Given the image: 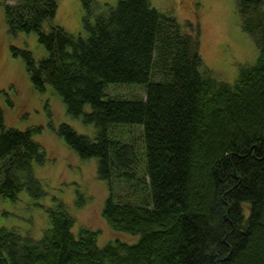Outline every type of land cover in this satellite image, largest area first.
<instances>
[{"label": "trees", "instance_id": "obj_1", "mask_svg": "<svg viewBox=\"0 0 264 264\" xmlns=\"http://www.w3.org/2000/svg\"><path fill=\"white\" fill-rule=\"evenodd\" d=\"M82 2L85 37L54 23L57 0H5L10 32L37 33L48 54L13 50L36 89L52 85L69 114L95 125V137L67 123L58 134L98 159L111 192L104 219L139 239L101 246L96 230L75 234L76 219L58 202L45 206L40 239L0 228V264H264V0H235L259 55L234 83L204 66L199 23L184 25L151 0ZM116 83L140 84L145 96L107 97ZM126 124L141 136H118ZM33 130L8 127L0 107V195L10 200L24 190L47 195L34 172L47 154ZM122 184L137 200H117Z\"/></svg>", "mask_w": 264, "mask_h": 264}, {"label": "rangeland", "instance_id": "obj_2", "mask_svg": "<svg viewBox=\"0 0 264 264\" xmlns=\"http://www.w3.org/2000/svg\"><path fill=\"white\" fill-rule=\"evenodd\" d=\"M57 1L54 23L76 36H87L82 0ZM118 1L96 0L101 9L105 4L114 7ZM151 4L174 15L184 25L188 21L199 23L204 66L219 80L234 83L240 67L256 62L259 50L253 38L242 29L235 0H151ZM13 47L31 51L37 60L48 54L38 41L37 33L10 32L5 0H0V107L8 127L37 129L33 130V137L47 154L45 163L34 165L35 175L45 185L47 195L36 199L26 190L16 200L0 195V228H14L40 239L50 225L45 206H56L62 202L76 219L75 234L78 235L82 227H87L99 232L98 243L101 246L116 240L136 243L138 235L114 231L103 217L102 210L111 192L109 183L98 178V159L82 158L58 134L59 126L67 123L77 132L95 137V125L86 124L81 118L69 114L61 95L52 85H47L43 92L36 89L24 58L16 55ZM143 89L140 84H110L107 97L139 98L145 96ZM86 109L89 111V106ZM123 129L125 133L128 129L134 130L136 138L141 136L139 125L121 126L118 136ZM127 189L124 184L116 185L117 200L132 198ZM80 196L84 200L82 205L78 204Z\"/></svg>", "mask_w": 264, "mask_h": 264}]
</instances>
